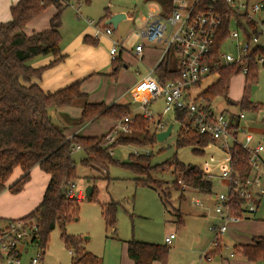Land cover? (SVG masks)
I'll return each mask as SVG.
<instances>
[{"label": "rangeland", "instance_id": "obj_1", "mask_svg": "<svg viewBox=\"0 0 264 264\" xmlns=\"http://www.w3.org/2000/svg\"><path fill=\"white\" fill-rule=\"evenodd\" d=\"M12 2L13 0H0V18L5 15L9 17V6ZM151 10L158 11L159 5L149 0H89L88 2L71 0L60 16L58 29L61 36V52L75 37H84L91 33L87 19L102 25L111 16H109L110 13L123 14L124 17L117 23L116 28H113L110 36H98L96 44L92 46L108 51L109 44L105 40L108 38L124 41L127 48H132L139 39L135 36V32L143 25V17L147 16ZM53 11L54 7L50 5L36 17L49 25V18ZM253 17L264 18V10L253 14ZM260 41H264V35ZM144 43V52L147 53L145 63L139 62L132 55L122 53V60L115 73H113L114 65L109 62L100 69L98 74L100 79H93L86 86L90 89L91 97L104 100L102 102H128L135 109H139L135 103L133 86L147 68H150L153 59H157L161 53L159 43L146 41ZM222 49L232 55L236 54L234 43L225 42ZM123 63H126V67ZM216 79V73L203 78L199 85L192 89L193 94H199ZM228 85L227 100L217 96L211 105L215 110L224 113L231 112L238 115L242 112L243 117L240 120L242 134H239V137L247 133L251 134L253 137L251 146L258 141L264 146V65L257 68L256 82L252 84L255 89L250 98L252 97V102L256 105L255 109L241 110L239 105L234 103L238 102L243 95L245 85L243 73L232 76ZM131 113L133 111L129 110L128 114ZM119 120L117 119L113 128ZM108 122V118H99L95 120L92 128L88 127L84 131L91 130L90 132L99 133L98 136H100L104 131L105 123L108 124ZM177 133L178 125L174 123L170 135L161 141L155 140L150 145L115 143L109 149L112 162L106 166L92 164L86 167L80 162L84 157L83 150H73L71 157L75 162V179L73 180L76 185L75 191L79 188L84 191L85 187L91 184L93 192L94 190L97 192V199L76 200L79 202L78 215L65 224V232L81 238L83 246L98 255L102 264H125L128 258L124 240L134 238L150 243H164V236L171 231L176 232L177 237L168 244L169 251L165 264H264V259L248 261L234 250V245L249 243L254 236H264V193L257 198L255 212L249 218H244L239 223H228L227 230L222 235V245L217 248L220 251H213L207 259L203 257L206 251L213 248L212 233L208 229L215 216L213 202L203 192L192 193L194 190L187 185L184 188L180 186V192L173 189L171 183L181 178L179 163H182L197 167L203 174L215 176L212 180V191L222 192L226 187L217 176L222 171L229 170L230 163L226 151L214 141L204 146L177 147L175 144ZM118 135L112 142H107L104 138V145L109 146L116 142ZM198 149L202 152H198ZM111 150H113L112 153ZM145 154L148 155L147 159L140 158ZM259 156L261 158L259 161L260 185H264V150L259 153ZM128 163L144 169V174L134 173L126 166ZM33 177L32 175L31 180ZM41 177L42 174H35L37 181H40ZM135 178L153 181L156 189L137 184ZM161 192L167 196V203L161 200L159 196ZM193 197H197L202 206H198L193 201ZM109 201L119 202L115 213V223L112 226L105 224L101 214V207ZM175 210L182 214L184 220L182 225L176 224ZM60 234L61 227L56 225L49 234L43 254L40 253L41 249L37 245L27 244L26 250L23 249L19 256L20 264H32L30 260L37 257L41 258L37 264H71L69 250L64 246ZM202 246L203 248H200ZM2 262L5 263V259H0V263Z\"/></svg>", "mask_w": 264, "mask_h": 264}, {"label": "trees", "instance_id": "obj_2", "mask_svg": "<svg viewBox=\"0 0 264 264\" xmlns=\"http://www.w3.org/2000/svg\"><path fill=\"white\" fill-rule=\"evenodd\" d=\"M71 0H16L9 7L10 19L0 22V193L6 189V181L13 169L19 167L21 175L7 188L11 193L19 192L30 176V170L39 166L48 174L49 180L43 192L40 202L24 217L26 223L34 224L31 229V239L27 244L37 245L41 254L46 248L49 234L56 225L61 227V238L64 246L71 250L72 264H100L99 258L94 253L85 250L82 239L65 232V224L76 218L79 211V202L65 195V186L75 179V162L71 157L74 145H79L84 157L81 164L90 167L95 164L106 166L112 162L109 149L115 143L128 145H150L156 140L155 125L140 115H135L127 134L120 133L117 141L109 146L104 145L105 135L83 136L74 134L66 137L65 131L70 125L95 121L99 118L122 119L128 114L127 104L104 102H87L86 94L80 91V81L57 89L54 92L43 91L31 79L40 78L42 72L58 63L64 58L60 49L61 12ZM87 2L89 0H86ZM156 2L163 11H167L171 0H149ZM211 3V0H201ZM256 1V0H247ZM52 5L54 12L49 18L48 27L26 34L23 30L27 22L38 16L46 7ZM221 23L217 29L211 55L217 58L225 38L229 34L230 17L234 15L236 25L242 31L246 39L250 40L257 34V23L245 16V13L235 12L225 0H217L215 4ZM83 41L94 45L96 39H90L85 35ZM52 56L53 59L46 65L34 67L30 64L36 57ZM257 56H264V47L253 48L242 62L223 64L218 68H211V73L217 74L214 83L199 93L208 102H212L217 96L227 98L229 79L240 73L242 65L246 64L247 72L244 75L245 85L243 95L238 102L241 110L255 109L256 105L250 101L251 86L256 82V71L260 65ZM172 53L167 52L155 68L160 81L175 79L178 70L172 60ZM115 73L119 66V57L112 60ZM196 84V86H198ZM79 105L81 113L77 118L58 111V108L71 105ZM232 124L238 123L237 115L230 114ZM212 139L209 136L196 132L186 133L178 130L175 144L177 147L185 145L204 146ZM200 148V147H198ZM198 152H202L198 149ZM233 161L232 168L239 174L247 173L249 167L245 162L247 153L234 147L230 150ZM130 156V155H129ZM148 155L140 158L147 159ZM180 177L187 186H193L203 192L211 190L212 182L202 179L203 173L195 166L179 163ZM134 173L144 174V169L136 167L132 163L126 164ZM146 174V172H145ZM150 179L149 175L146 174ZM178 177V176H177ZM137 184L156 189L153 181L135 178ZM151 180V179H150ZM173 189L181 192L176 179L171 183ZM159 196L163 202L168 198L162 192ZM180 195V199H181ZM97 192L94 190L89 200H96ZM241 197H236L235 203L241 202ZM119 205L118 201H109L101 207V214L107 226L115 223V213ZM237 207V206H236ZM177 225L183 223L182 214L175 210ZM8 221H13L9 219ZM234 250L240 253L248 261L264 259V236H255L248 244L234 245ZM169 246L165 243H150L134 238L126 241V253L132 260V264H152L159 261L165 264ZM213 251L218 252L219 249ZM213 251L208 254H212ZM12 254L19 258L20 250L16 249ZM1 257V253H0Z\"/></svg>", "mask_w": 264, "mask_h": 264}, {"label": "built area", "instance_id": "obj_3", "mask_svg": "<svg viewBox=\"0 0 264 264\" xmlns=\"http://www.w3.org/2000/svg\"><path fill=\"white\" fill-rule=\"evenodd\" d=\"M217 0L211 3H204L201 0H171V5L167 11L159 7L158 11L151 10L147 16L143 17L144 23L135 36L139 39L134 43L131 50L125 46L124 41L112 39L108 48L111 60L121 54L122 51H131L133 55L141 60L144 49V41L157 42L161 46V54L153 68L149 69L137 83L133 86V93L139 102L141 117L148 119L155 125L156 132L166 128L169 122L178 125V130L186 133L196 132L209 136L214 142L226 151L229 163L236 164L232 159L230 150L238 147L247 153L245 162L249 167L247 173L239 174L230 164L229 170H224L217 176L223 181L226 189L215 193L211 190L203 192L198 188L189 186L194 192H203L208 195L213 202L214 212L217 222L208 226L212 233L211 251L221 246L222 235L227 230L229 222H236L243 217H249L255 212L257 198L264 193V185H260V165L259 153L264 150L261 143L251 146L253 137L251 134H242L240 120L243 113L240 112L238 123L232 124L230 115L213 108L210 102L199 94L194 95L192 89L196 84L211 73V68H218L223 64L242 62V59L255 47H264V41H260L264 35V18L257 19L253 14L264 10V0H225V3L235 12L245 13V16L257 23V34L250 40L246 39L242 31L236 25L234 15L230 17L229 34L225 42L234 43L236 54L220 51L217 58L211 55V48L214 43L217 29L221 23V17L215 9ZM92 28V37L110 36L113 28L109 24L98 25L92 20H86ZM167 52L172 53V60L178 70L175 79L160 81L155 68ZM259 64L264 63V56H257ZM247 72L246 64L242 65L241 73ZM161 100L159 110L156 111L153 103ZM135 114H126L119 120L117 125L105 135L107 142H112L118 133L127 134L131 131ZM173 128V126H172ZM79 145H74L73 149H79ZM147 153V151H146ZM215 176L203 174L202 179L212 182ZM176 182L182 187H186L181 178ZM75 183L70 181L64 188L68 198L84 199V191H75ZM241 197V202L236 205V197ZM193 201L202 206L197 197ZM237 206V207H236ZM34 224L26 223L24 220L14 219L8 221L4 227L0 228V259H5V263L18 264L19 258L12 252L19 248V245L31 239V229ZM174 233H169L164 238L166 245L172 242ZM209 251L204 256L209 258ZM69 253H72L69 250ZM40 257L32 258L31 263L37 264Z\"/></svg>", "mask_w": 264, "mask_h": 264}, {"label": "crops", "instance_id": "obj_4", "mask_svg": "<svg viewBox=\"0 0 264 264\" xmlns=\"http://www.w3.org/2000/svg\"><path fill=\"white\" fill-rule=\"evenodd\" d=\"M15 2H16V0H13L12 4ZM12 4H10V6ZM110 15H112V14L110 13L109 16ZM38 18H40V17H38ZM9 19H10V14H9V17L5 15L4 17L0 18V22L6 21ZM46 27H48V25L46 23H44L43 20L39 21L37 19V17H34L33 19H31L29 22L26 23L23 30L26 34H31L35 31L42 30ZM90 28H91V26H90ZM91 33H92V28H91ZM91 33L86 34V35L90 39H94L92 37ZM105 40L110 45V42L112 39L106 38ZM128 50H131V48H128ZM144 50H145V44H144V49L142 52L141 60H138L133 55V53L131 51H122L121 54H119V56H118L119 57V65H120V61L122 60V58H121L122 53H124V52L129 54V55L134 56L139 62L144 64L145 63V57H147L146 56L147 53H145ZM61 53L64 55V58L61 61H59L58 63H56V64H54L48 68H46L42 72L40 78H34L33 77L31 80L34 83H36L45 92H54L57 89H60L64 86L71 84L72 82L79 80L80 81V85H79L80 91L86 94L87 102L99 101L100 98L94 99V97H91L90 89H88L86 86H88V84L93 79H100V77L98 75L100 73V69H102L104 66L108 65L109 62L111 64H113L112 60H110L108 51H106L105 49H99L97 47H93L91 44L84 42L83 37L78 36V37H75L64 48V50ZM158 58L153 59L152 65L150 66V68H147L146 72L149 69L154 67V65L157 63ZM52 59H53V57L50 55L43 56V57H36L32 61H30V64L34 67H39L42 65H46ZM123 64H124V67H126V63H123ZM143 75H141V76H143ZM137 81L135 82V84L137 83ZM215 81H213L212 83H214ZM210 85H208V86H210ZM202 91L203 90H201L200 92H202ZM225 99L227 100V98H225ZM101 101H104V100H100V102ZM115 102L127 104L129 110L133 111V113H131V114L137 115V113L140 112L139 102L137 101V99L135 100V103L137 104V107L139 109H135L132 106V104L128 103V102H119V101H115ZM212 102H210V103H212ZM104 103L109 105V104H112L114 102L110 103L107 101ZM234 103H236V102H234ZM160 105H161V100H158L155 103H153V107L156 111L159 110ZM58 111L68 115L70 118H77V117H79V115L81 113V107L79 105L78 106H64V107L58 108ZM228 114L234 115V113H231V112H228ZM108 120H109V122H108V124L105 123L104 131L102 132V134H100V136L107 134L117 121V119H110V118H108ZM94 123H95V121H90V122H84L82 124L70 125L68 127V129L65 131L66 137L70 138L74 134H80L81 135V133L83 134V136H98L99 133L95 134L94 132H90L91 130L84 131L88 127L92 128L93 127L92 125ZM152 125H153V123H152ZM76 150H80V149H76ZM112 151L113 150H111V153H112ZM42 171H41L39 166H37V165L34 166L30 170L29 179L24 184L22 189L17 193H11L7 188L9 187L10 184H12L21 175V170L19 167H15L13 169L12 174L10 175L8 180L6 181V189L0 193V228L4 227L7 224V220H9V219L14 220V219H19L21 217H24L40 202L42 195H43V192L45 190V187H46L48 180H49L48 174L45 173L44 171H43L44 173H42ZM39 173L42 174V177H41L40 181H37L35 179V174H39ZM32 175L34 177L31 180ZM79 189H81V188H79ZM203 215L206 216V214H203ZM249 217H243L242 219L249 218ZM242 219H240L239 221L230 222V223H239L242 221ZM214 220L215 221L218 220L216 215L214 216ZM214 220L212 221V223L215 222ZM183 223H184V220H183ZM183 223H181L179 225H182ZM212 223H210V224H212ZM172 232L174 233V238H176L177 237L176 232L171 231L170 233H172ZM168 234H166L164 236V238ZM164 238H163V240H164ZM173 239H172V241H173ZM124 241L126 243L127 240H124ZM251 242H249V243H251ZM243 244H248V243H243ZM237 245H239V244H237ZM26 246H27V243H23V244L19 245L18 249L20 250V255H21V252L23 249L26 250V248H25ZM200 248H203V246ZM220 249H221V247H220ZM85 250H87V249L85 248ZM87 251H89V250H87ZM125 251H126V245H125ZM89 252H91V251H89ZM91 253H93V252H91ZM230 256H232V253H230ZM203 257L207 259V257H205V256H203ZM98 258H99L100 264H102V261H101L99 256H98ZM127 258L128 259H126L125 264H132V260L128 257V255H127ZM70 261H71V256H70ZM156 262H159V261H153L152 264H155ZM30 263H31V260H30ZM18 264H20V262ZM71 264H72V262H71Z\"/></svg>", "mask_w": 264, "mask_h": 264}, {"label": "water", "instance_id": "obj_5", "mask_svg": "<svg viewBox=\"0 0 264 264\" xmlns=\"http://www.w3.org/2000/svg\"><path fill=\"white\" fill-rule=\"evenodd\" d=\"M124 17L123 14H115V15H111L108 19H106L105 21V24H109V25H112V28H116L117 26V23L120 21V19ZM254 89H255V86H251V91H250V94H253L254 92ZM250 101H252V97L250 98ZM172 126H173V123L172 122H169L166 126L165 129L163 130H160V131H157L156 132V140H163L165 137H167L168 135L171 134L172 132ZM93 193V187L91 184H88L85 189H84V196L87 200H89V198L91 197Z\"/></svg>", "mask_w": 264, "mask_h": 264}]
</instances>
